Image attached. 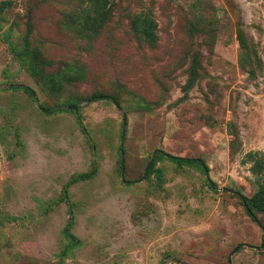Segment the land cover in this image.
<instances>
[{"label":"rangeland","instance_id":"374dc122","mask_svg":"<svg viewBox=\"0 0 264 264\" xmlns=\"http://www.w3.org/2000/svg\"><path fill=\"white\" fill-rule=\"evenodd\" d=\"M91 6L0 0V264H264V0Z\"/></svg>","mask_w":264,"mask_h":264},{"label":"trees","instance_id":"16d2710c","mask_svg":"<svg viewBox=\"0 0 264 264\" xmlns=\"http://www.w3.org/2000/svg\"><path fill=\"white\" fill-rule=\"evenodd\" d=\"M91 3L94 8L99 9L100 13H102L103 16H108V14H110L109 11L111 10L110 7H112V3H114V0H91ZM150 24H151L150 19L143 18L141 16L135 17L132 22L134 31L144 36H147L150 34ZM32 36H33L32 30L28 29V32H26V34H24L21 37V44L20 45L13 44L14 46L13 50H14L17 60L20 62V64L23 67L28 69V71H30L32 74L40 76L41 75V68L39 65L40 62H39V58L34 49L35 46H34ZM51 87L54 89L53 85H51ZM11 88L22 89L28 92L32 97H34L35 90L30 86H27L24 84H16V85L11 86ZM101 97H102L101 95L94 94L93 96L89 98V100L99 99ZM108 98L112 99L114 103H117L118 105H120V100L118 99L117 96H110V97L108 96ZM69 102L76 104L75 101H72V100H70ZM124 121L126 122V117H124ZM160 153L163 155H166L170 160L178 164L198 165L204 172L209 171L208 164L202 158L178 156V155H174V154L163 152V151H160ZM250 155H252V153ZM252 156H254V154ZM258 161H259V164H261L260 159H258ZM263 167L264 166H260L259 170H256V171L258 173H262ZM153 168H154V165L152 163H149L146 168V174H149ZM92 175H93L92 172H84L78 175H74L71 178V181L68 183V186L73 184L74 182L88 179ZM212 185L214 187H217L216 186L217 184L215 183H213ZM236 194L240 197V200L246 209L245 210L246 213H248L253 220L258 221V216L256 213H259V212L264 213V181H263L262 188L258 189V191L252 196H247L240 192L239 193L236 192ZM70 228L71 227L69 225L65 227V231L68 236H72ZM263 244H264V235H263ZM238 247L239 246H237L235 249H237Z\"/></svg>","mask_w":264,"mask_h":264},{"label":"water","instance_id":"95a60500","mask_svg":"<svg viewBox=\"0 0 264 264\" xmlns=\"http://www.w3.org/2000/svg\"><path fill=\"white\" fill-rule=\"evenodd\" d=\"M34 96H36V93H34ZM116 104V106H118L119 107V105L117 104V103H115ZM122 161H124V155L122 154ZM233 192H238V191H236V190H232ZM239 193V192H238Z\"/></svg>","mask_w":264,"mask_h":264}]
</instances>
